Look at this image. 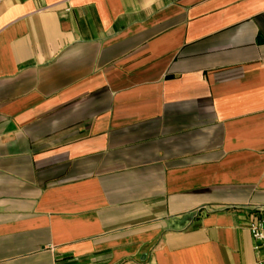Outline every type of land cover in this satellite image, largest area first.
Returning <instances> with one entry per match:
<instances>
[{
	"label": "crops",
	"instance_id": "crops-1",
	"mask_svg": "<svg viewBox=\"0 0 264 264\" xmlns=\"http://www.w3.org/2000/svg\"><path fill=\"white\" fill-rule=\"evenodd\" d=\"M264 0L0 2V264H256Z\"/></svg>",
	"mask_w": 264,
	"mask_h": 264
},
{
	"label": "built area",
	"instance_id": "built-area-1",
	"mask_svg": "<svg viewBox=\"0 0 264 264\" xmlns=\"http://www.w3.org/2000/svg\"><path fill=\"white\" fill-rule=\"evenodd\" d=\"M248 227L254 241V249L261 253L256 264H264V218L252 220Z\"/></svg>",
	"mask_w": 264,
	"mask_h": 264
}]
</instances>
